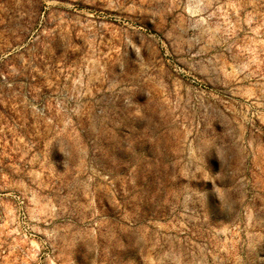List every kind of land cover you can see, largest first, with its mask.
<instances>
[{
  "label": "rangeland",
  "instance_id": "1",
  "mask_svg": "<svg viewBox=\"0 0 264 264\" xmlns=\"http://www.w3.org/2000/svg\"><path fill=\"white\" fill-rule=\"evenodd\" d=\"M0 264H264V0H0Z\"/></svg>",
  "mask_w": 264,
  "mask_h": 264
}]
</instances>
